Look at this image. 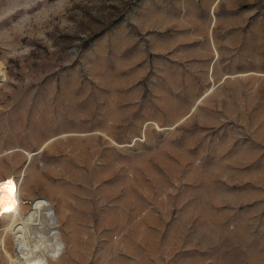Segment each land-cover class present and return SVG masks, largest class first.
I'll return each mask as SVG.
<instances>
[{
    "label": "rangeland",
    "instance_id": "374dc122",
    "mask_svg": "<svg viewBox=\"0 0 264 264\" xmlns=\"http://www.w3.org/2000/svg\"><path fill=\"white\" fill-rule=\"evenodd\" d=\"M0 64V181L50 260L264 264V0H0Z\"/></svg>",
    "mask_w": 264,
    "mask_h": 264
},
{
    "label": "bare ground",
    "instance_id": "6f19581e",
    "mask_svg": "<svg viewBox=\"0 0 264 264\" xmlns=\"http://www.w3.org/2000/svg\"><path fill=\"white\" fill-rule=\"evenodd\" d=\"M152 6V5H151ZM155 7V6H154ZM155 10H152V8L149 10V14L148 17H151ZM160 11V10H159ZM169 11V10H167ZM158 12V11H157ZM161 12H164V11H161ZM159 14V13H158ZM162 14V13H161ZM168 14V13H167ZM156 15V14H155ZM163 16V15H162ZM161 16V17H162ZM165 16V15H164ZM194 17V16H193ZM195 18V17H194ZM244 19V18H243ZM157 20V19H156ZM159 20V19H158ZM157 20V22H158ZM242 20V19H241ZM154 22V21H153ZM208 22V21H207ZM152 23V22H150ZM242 24V23H241ZM243 25V24H242ZM245 26V25H244ZM253 26H251L252 28ZM255 29V28H254ZM253 29V30H254ZM257 29V28H256ZM250 31V30H249ZM248 31V32H249ZM251 32V31H250ZM256 33V32H255ZM257 34V33H256ZM256 36V35H255ZM248 37V35H247ZM250 38V37H249ZM249 38H247V41H245L246 43H244V52L249 55L248 51L247 50V46H248V43H249ZM255 38V37H254ZM244 39V38H243ZM244 41V40H243ZM253 43V42H252ZM251 43V45H252ZM251 49V47H250ZM253 49V48H252ZM255 51V50H254ZM253 51V52H254ZM252 53V52H251ZM257 54V52H256ZM259 54V53H258ZM251 55V54H250ZM253 55V54H252ZM256 57V55H255ZM246 58V57H244ZM253 58V57H252ZM247 59V58H246ZM247 65V64H246ZM245 68V67H244ZM5 73L3 72L2 70V66L0 64V83L4 81L5 79ZM66 91V89H65ZM67 91H68V88H67ZM66 94V93H65ZM68 94V92H67ZM69 95V94H68ZM70 96V100H71V95ZM68 97V96H67ZM69 98V97H68ZM67 100V99H66ZM67 102V101H66ZM70 102V101H69ZM71 107V106H70ZM73 108V107H71ZM71 110V109H70ZM73 110V109H72ZM71 112V111H70ZM73 113V112H72ZM71 114V113H70ZM69 114V115H70ZM68 115V117H69ZM73 115V114H71ZM75 117V116H74ZM63 118V117H62ZM72 117H70V120H71ZM61 119V118H60ZM69 119V118H67ZM65 119V120H67ZM75 119V118H74ZM74 119L72 121H74ZM77 119V118H76ZM59 120V119H57ZM78 122V121H77ZM69 123V122H68ZM68 123L66 121H61V123H56V121L54 120H49L46 122L45 124V127L49 130V133H52V132H64V131H68L69 128H68ZM73 123V122H72ZM70 124V123H69ZM76 125V124H75ZM79 127V126H78ZM45 128V129H46ZM80 128V127H79ZM43 129V127H42ZM71 129V128H70ZM76 129V128H75ZM72 130V129H71ZM70 131V130H69ZM73 131V130H72ZM77 131V130H76ZM18 139V138H17ZM13 140V139H12ZM16 140V138H15ZM19 141V139H18ZM23 141V139H22ZM12 142V141H11ZM14 143V142H13ZM17 143V142H16ZM9 180H12V179H8V180H2V181H9ZM12 185L11 184H5L4 185V199H5V207L7 208L9 205L11 206H14L15 207V210L10 214V215H4L2 216L3 218H6V219H10L12 221V223L9 225V229L14 232V235H15V240H16V243H17V250L22 253L20 256L23 255V260H19V262H22L24 264H72L70 262H68L69 260V256L71 255H75L76 257L79 256V253L74 249L72 251L69 252V255H65L62 254L63 256L60 258L59 257V260H50L47 253H49L50 255H52L53 257L54 256H57L59 254V252L61 251L62 249V244L59 242V238H58V234L56 232H54L53 230L51 231H45L43 230V226L41 227L42 230H38V229H35V228H31L29 227V224L33 223L34 220L36 221V219L42 217V218H45L48 223L50 224V220H49V216H48V213L46 212V210L42 209L41 207L37 206L35 207L34 210L26 213V216L25 218L23 219V222L24 223H16L15 222V219L19 216L20 212L23 211L21 210V199H20V194H19V203H18V206L17 205V201L16 199L13 197L12 195ZM24 209V208H23ZM23 213V212H21ZM21 217V215L19 216ZM114 217V216H113ZM23 218V217H22ZM115 218V217H114ZM22 220V219H21ZM20 221V220H19ZM37 223V222H36ZM9 224V223H8ZM19 224V225H18ZM32 225V224H31ZM34 225V224H33ZM44 225V224H43ZM45 226V225H44ZM8 227V226H6ZM33 227V226H32ZM46 227V226H45ZM49 228V227H48ZM30 229V230H28ZM46 229V228H45ZM9 231V230H8ZM29 231H31V235L33 234L34 235V239L30 238L29 237ZM73 233H76L75 232H72ZM40 234V236H38ZM30 235V236H31ZM11 236V234H10ZM13 236V235H12ZM71 236V235H70ZM74 236V235H73ZM72 236V237H73ZM71 238V237H70ZM74 243H75V239L72 238ZM77 240V239H76ZM62 242V241H61ZM72 244V243H71ZM16 245V244H15ZM76 246V243L74 244ZM73 247V246H72ZM71 247V248H72ZM77 247V246H76ZM8 251V250H7ZM10 253V252H9ZM82 254V253H81ZM6 255H8L6 253ZM11 255V254H10ZM17 255V254H16ZM19 255L17 257H19ZM84 255V254H83ZM70 256V257H71ZM9 258V255L7 256ZM74 257V256H72ZM81 257V256H80ZM83 257V256H82ZM20 258V257H19ZM75 258V257H74ZM22 259V258H20ZM78 259V258H77ZM81 259V258H80ZM84 259V258H83ZM17 260V259H16ZM215 261V259H213ZM78 261V260H77ZM174 261V260H173ZM18 262V261H17ZM15 262V263H17ZM21 263V264H22ZM78 264V262H76ZM81 263V262H80ZM194 263H198V262H194L193 260L192 261H187L185 262V264H194ZM211 263V262H210ZM213 263V262H212ZM74 264V263H73ZM215 264V263H213ZM216 264H223L221 263L220 261Z\"/></svg>",
    "mask_w": 264,
    "mask_h": 264
},
{
    "label": "snow or ice",
    "instance_id": "6c2138e0",
    "mask_svg": "<svg viewBox=\"0 0 264 264\" xmlns=\"http://www.w3.org/2000/svg\"><path fill=\"white\" fill-rule=\"evenodd\" d=\"M5 184H11L13 187H12V195L13 197L16 199L17 201V205L18 206V203H19V194H18V189L15 185V181L13 180H9V181H0V217L4 216V215H10L14 210H15V207L14 206H11L9 205L7 208L5 207V199H4V185Z\"/></svg>",
    "mask_w": 264,
    "mask_h": 264
}]
</instances>
